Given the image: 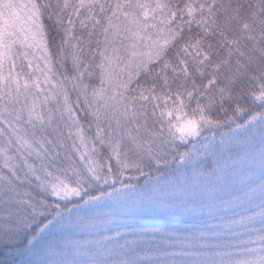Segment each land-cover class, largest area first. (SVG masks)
Returning a JSON list of instances; mask_svg holds the SVG:
<instances>
[{
  "label": "snow or ice",
  "instance_id": "1",
  "mask_svg": "<svg viewBox=\"0 0 264 264\" xmlns=\"http://www.w3.org/2000/svg\"><path fill=\"white\" fill-rule=\"evenodd\" d=\"M0 264H264V0H0Z\"/></svg>",
  "mask_w": 264,
  "mask_h": 264
}]
</instances>
